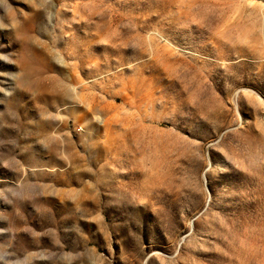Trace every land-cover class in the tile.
<instances>
[{
    "label": "rangeland",
    "instance_id": "rangeland-1",
    "mask_svg": "<svg viewBox=\"0 0 264 264\" xmlns=\"http://www.w3.org/2000/svg\"><path fill=\"white\" fill-rule=\"evenodd\" d=\"M0 264H264V0H0Z\"/></svg>",
    "mask_w": 264,
    "mask_h": 264
}]
</instances>
